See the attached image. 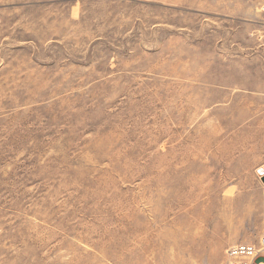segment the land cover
Masks as SVG:
<instances>
[{
    "label": "rangeland",
    "instance_id": "rangeland-1",
    "mask_svg": "<svg viewBox=\"0 0 264 264\" xmlns=\"http://www.w3.org/2000/svg\"><path fill=\"white\" fill-rule=\"evenodd\" d=\"M263 177L264 0H0V264H226Z\"/></svg>",
    "mask_w": 264,
    "mask_h": 264
},
{
    "label": "built area",
    "instance_id": "built-area-1",
    "mask_svg": "<svg viewBox=\"0 0 264 264\" xmlns=\"http://www.w3.org/2000/svg\"><path fill=\"white\" fill-rule=\"evenodd\" d=\"M225 258L227 264H264V236L257 241L230 245Z\"/></svg>",
    "mask_w": 264,
    "mask_h": 264
},
{
    "label": "bare ground",
    "instance_id": "bare-ground-1",
    "mask_svg": "<svg viewBox=\"0 0 264 264\" xmlns=\"http://www.w3.org/2000/svg\"><path fill=\"white\" fill-rule=\"evenodd\" d=\"M263 193V192H262ZM239 194V193H238ZM243 198V197H242ZM236 199H237V197H236ZM246 199V198H245ZM226 200V199H225ZM230 201V200H229ZM237 201V200H236ZM238 201H239V199H238ZM263 201V200H262ZM239 204H240V202H238ZM260 203H261V201H260ZM229 206V205H228ZM240 206V205H239ZM202 238H204V236L202 237ZM206 238V237H205ZM244 242H248V241H244ZM249 242H252V241H249ZM236 244V243H235ZM227 264V263H226Z\"/></svg>",
    "mask_w": 264,
    "mask_h": 264
},
{
    "label": "water",
    "instance_id": "water-1",
    "mask_svg": "<svg viewBox=\"0 0 264 264\" xmlns=\"http://www.w3.org/2000/svg\"><path fill=\"white\" fill-rule=\"evenodd\" d=\"M263 181H264V177H263Z\"/></svg>",
    "mask_w": 264,
    "mask_h": 264
}]
</instances>
